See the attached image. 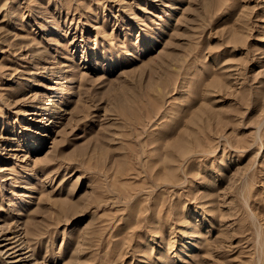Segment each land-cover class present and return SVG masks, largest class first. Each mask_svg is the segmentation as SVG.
I'll use <instances>...</instances> for the list:
<instances>
[{"label":"rangeland","instance_id":"374dc122","mask_svg":"<svg viewBox=\"0 0 264 264\" xmlns=\"http://www.w3.org/2000/svg\"><path fill=\"white\" fill-rule=\"evenodd\" d=\"M14 235L34 264H264V0H0Z\"/></svg>","mask_w":264,"mask_h":264},{"label":"bare ground","instance_id":"6f19581e","mask_svg":"<svg viewBox=\"0 0 264 264\" xmlns=\"http://www.w3.org/2000/svg\"><path fill=\"white\" fill-rule=\"evenodd\" d=\"M19 235H21V234H19ZM18 237V238H17ZM5 239H8L9 240V242H6V243H4L3 241H2V244L1 245H3V246H5V248H1L0 249V252L2 253V254H6L7 256L8 255H12V254H14V261H13V263H15V264H34L33 263V259H32V255H33V253H31V254H28L27 252H29V251H31V250H25V251H23V244H24V242H23V244H22V241H20V237L18 236V235H14V236H12V237H8V236H6V238ZM7 246V247H6ZM26 247V246H25ZM29 247V246H28ZM9 258V257H8ZM10 259V258H9ZM13 260V259H12ZM11 261V260H10ZM12 262V261H11Z\"/></svg>","mask_w":264,"mask_h":264}]
</instances>
